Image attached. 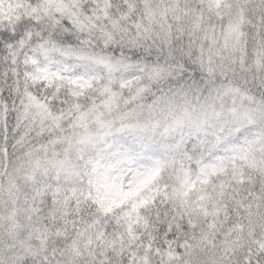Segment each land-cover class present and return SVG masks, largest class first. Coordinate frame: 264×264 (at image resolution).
<instances>
[{
	"label": "clouds",
	"instance_id": "9594fccd",
	"mask_svg": "<svg viewBox=\"0 0 264 264\" xmlns=\"http://www.w3.org/2000/svg\"><path fill=\"white\" fill-rule=\"evenodd\" d=\"M0 264H264V0H0Z\"/></svg>",
	"mask_w": 264,
	"mask_h": 264
}]
</instances>
